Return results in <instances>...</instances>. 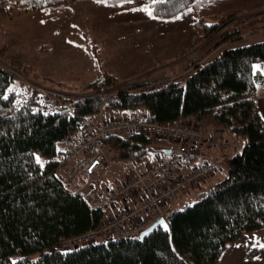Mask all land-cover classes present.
Returning a JSON list of instances; mask_svg holds the SVG:
<instances>
[{"label": "trees", "instance_id": "1", "mask_svg": "<svg viewBox=\"0 0 264 264\" xmlns=\"http://www.w3.org/2000/svg\"><path fill=\"white\" fill-rule=\"evenodd\" d=\"M134 1L99 4L119 6ZM230 1L160 0L143 9H154L153 19L159 21H175L192 13L191 27L195 41H200L221 26L211 11ZM80 2L97 3L0 0V27L15 16L34 12L51 16ZM236 33H223L215 48L239 41ZM229 46L204 63H193L183 81H166L156 89L146 90V84H139L105 96L116 80L104 74L87 86L91 93L62 99L69 108L49 114L38 109L43 95L39 89L22 86L11 70L0 66V264H217L230 244L264 228V120L257 104L258 89L264 91V68H255L264 63V41ZM89 54L94 55L91 49ZM9 88L14 91L7 92ZM17 90L24 95L20 103ZM5 94L7 99L2 98ZM99 111L120 118L144 111L146 118L166 125L191 120L204 130H226L244 143L226 160L223 178L198 191L195 201L165 214L167 230L161 225L142 239H100L63 250L60 245L64 240L97 228L105 219L104 208L91 206L71 190L57 169L68 135L78 131L86 116ZM106 145L122 162L166 155L164 151L172 148L144 134L111 135ZM195 146L180 152L184 161L199 158ZM201 163L210 162L199 161L192 168ZM124 171L128 177L129 170ZM201 183L197 179L189 189Z\"/></svg>", "mask_w": 264, "mask_h": 264}, {"label": "rangeland", "instance_id": "2", "mask_svg": "<svg viewBox=\"0 0 264 264\" xmlns=\"http://www.w3.org/2000/svg\"><path fill=\"white\" fill-rule=\"evenodd\" d=\"M148 4L150 0H136L119 6L80 2L51 16L34 12L5 20L0 27V66L11 70L22 86L29 84L43 95L55 96L60 100L91 93L87 91V86L104 74H109L116 80L114 87L104 94L110 97L117 91H125L139 84H146L144 88L148 90L156 89L166 81H183L193 69V63L212 59L224 46L264 41V0H233L219 5L211 12L212 17H219L221 26L215 34L200 41H195L196 32L191 27L192 13L181 15L175 21H159L141 10ZM137 7L140 9L132 10ZM227 31L237 32L239 41L222 43L215 48L221 41L217 39H221ZM90 49L93 56L89 54ZM255 68L263 70L264 63ZM261 91L258 90L259 96L263 94ZM178 123L196 132L197 145L203 143L197 147L198 153L203 157L216 158L219 167L216 170V165L211 163L215 171L203 176L200 185L178 191L161 207L152 209L149 215L154 212L166 214L167 203L171 200L178 202L176 209H179L184 203L198 199V191L224 177L226 160L240 151L244 143L243 139L226 130L213 127L204 130L191 120ZM120 135L130 134L123 132ZM209 135L218 139L212 142ZM152 138L169 143L173 148L179 146L171 140ZM102 150L108 159L97 169L105 166L99 175L103 182L95 184L85 181L82 177L84 174L76 169L70 178V189L79 192L89 204L93 203L91 206L97 200L89 196L90 191L93 189L102 193L113 187L117 182L113 177L126 173L123 168L126 169L124 166L130 163L117 161L107 145ZM154 158L155 154H151L134 163L143 166L152 163ZM75 165L76 162H71L70 166L74 168ZM139 194L137 192L135 195ZM115 216L102 222V228L110 226ZM247 238L230 244L221 253L217 264H264V248L259 246L264 244V228L250 233Z\"/></svg>", "mask_w": 264, "mask_h": 264}, {"label": "built area", "instance_id": "3", "mask_svg": "<svg viewBox=\"0 0 264 264\" xmlns=\"http://www.w3.org/2000/svg\"><path fill=\"white\" fill-rule=\"evenodd\" d=\"M16 100L20 103L24 97L22 93L15 92ZM21 98V100L19 99ZM69 108L66 101L52 96L43 95L38 101L40 112L58 113ZM123 132L131 134H144L149 137L174 141L175 146L171 148L169 156L158 154L154 163L144 165L140 168L137 164L130 162L124 170H129L130 175L120 186L105 190L102 193L90 191L89 196L97 200L96 206H106L115 202L131 201L135 194H139L138 205L134 208H123L113 218L112 224L102 228V224L95 229H90L85 234L64 240L60 247L68 250L100 239L138 238L140 233L152 225L156 220L162 218V212H154L152 209L161 207L172 198L178 191L186 190L195 183L197 179L210 175L215 171L211 163H201L191 167L188 173L181 174L182 168H188L189 162L184 161L180 152L189 150L197 144L198 136L189 126L177 123L166 125L153 122L149 118H120L105 117L102 111L90 115L80 123L78 131L68 135L67 144L61 153L58 162V173L70 183L71 174L74 169L86 176H92L94 172L108 162L103 154L106 139L111 135H120ZM208 138L214 142L218 138L209 135ZM71 162H76L74 168ZM121 164V163H120ZM128 168V169H127ZM143 215H146L143 217ZM140 221L138 224H136Z\"/></svg>", "mask_w": 264, "mask_h": 264}, {"label": "crops", "instance_id": "4", "mask_svg": "<svg viewBox=\"0 0 264 264\" xmlns=\"http://www.w3.org/2000/svg\"><path fill=\"white\" fill-rule=\"evenodd\" d=\"M259 90V89H258ZM261 90V89H260ZM261 93H263L262 95H260L259 96V94H258V96H257V104H258V111H259V113H260V115H261V117H262V119L264 120V91L262 90L261 91ZM260 93V94H261ZM125 115H127L128 117H130V118H137V117H139V116H148V114L146 113V112H144V111H137V112H130V113H126ZM124 115V116H125ZM201 144H203V143H199L198 145H197V147H199V146H202ZM196 147V146H195ZM201 149V148H200ZM60 158V157H59ZM210 162V163H213V164H217V165H219L218 164V162H217V159L216 158H212V157H203L201 154L199 155V158L198 159H196L195 161H190L189 162V167L188 168H182L181 169V171H187L190 167H192L193 165H195V164H197L198 162ZM216 165V170H218V167L219 166H217ZM104 167L105 166H102L99 170H97L95 173H94V175L93 176H90V177H87V176H85V175H83L82 177L84 178V180L85 181H88V182H92V183H95V184H100V182H103L101 179H99V175L100 174H102V170L104 169ZM126 177H127V175H126V173H124L123 175H119V176H117V177H113L114 179H116L117 180V182L116 183H114V185H113V187H109V188H107V189H110V188H114V187H116V186H118V185H120V184H122L124 181H125V179H126ZM106 189V190H107ZM99 192H101V191H99ZM138 202H139V195H137V196H135V198H133L130 202H128L127 204H122L121 203V205L120 204H115V203H111V204H109V205H107V206H105V207H103L104 208V213L106 214H108L107 216H106V218L103 220V222L105 221V220H107V218L108 217H113L114 215H116L118 212H120L123 208H125V207H129V208H134V207H136L137 205H138ZM94 203H96L97 204V201L96 202H94ZM178 202H176V201H174V200H171L170 202H168L167 203V206H168V208H167V213L168 212H170V211H172V210H174V209H176L177 207H179L178 206V204H177ZM93 204V203H92ZM91 204V205H92ZM93 206H95V205H93ZM104 214V215H105ZM250 235V234H249ZM249 235H245V236H243V237H241L240 239H238L237 241H235L234 243H232L231 245H234V244H236V243H239L240 241H242V239H248L247 237L249 236ZM227 249V248H226ZM225 249V250H226ZM224 250V251H225ZM223 251V252H224ZM220 258H221V256H220Z\"/></svg>", "mask_w": 264, "mask_h": 264}, {"label": "snow or ice", "instance_id": "5", "mask_svg": "<svg viewBox=\"0 0 264 264\" xmlns=\"http://www.w3.org/2000/svg\"><path fill=\"white\" fill-rule=\"evenodd\" d=\"M22 2H23V0H22ZM37 2L39 3L40 0H37ZM96 2H97V3H105L106 0H96ZM121 2H131V0H121ZM158 2H160V0H150V6L155 5V4H157ZM136 10H138V9H133V11H136ZM141 10L145 11L146 14L149 15L151 18H155V16H154V9H153L152 11H149L148 8L146 7V8L141 9ZM189 11H191V9H189ZM177 19H179V17H177ZM41 23H44V22L41 21ZM13 91H14L13 88H9V89L7 90V92H13ZM2 98L7 99L8 97H7V95L5 94ZM36 159H37V163H40V158L37 157ZM41 167H43L42 164H41ZM160 223L163 225V221H161ZM163 226H164L165 230H167V225H163ZM144 235H147V233H145ZM259 246H260L261 248H264V244H261V245H259ZM12 264H16V262L13 261Z\"/></svg>", "mask_w": 264, "mask_h": 264}, {"label": "water", "instance_id": "6", "mask_svg": "<svg viewBox=\"0 0 264 264\" xmlns=\"http://www.w3.org/2000/svg\"><path fill=\"white\" fill-rule=\"evenodd\" d=\"M164 153L169 154L170 151L167 149L164 151ZM161 221H163V224L165 223V219L164 218H160L157 221H155L151 226H149L147 229H145L144 231H142L139 235V239L144 238L145 236L151 234L156 228H158L159 226H161L162 224L160 223ZM145 233H147V235H144Z\"/></svg>", "mask_w": 264, "mask_h": 264}, {"label": "bare ground", "instance_id": "7", "mask_svg": "<svg viewBox=\"0 0 264 264\" xmlns=\"http://www.w3.org/2000/svg\"><path fill=\"white\" fill-rule=\"evenodd\" d=\"M19 81H20V80H19ZM67 104H68V107H69V103H68V102H67ZM62 111H63V110H62ZM89 116H90V115H89ZM86 117H88V116H86ZM86 117H85V118H86ZM82 121H83V120H82ZM82 121H81V122H82Z\"/></svg>", "mask_w": 264, "mask_h": 264}]
</instances>
